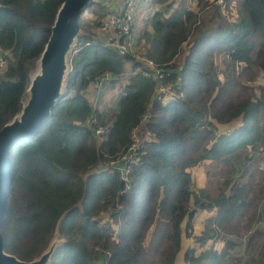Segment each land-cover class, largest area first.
<instances>
[{
	"label": "trees",
	"instance_id": "obj_1",
	"mask_svg": "<svg viewBox=\"0 0 264 264\" xmlns=\"http://www.w3.org/2000/svg\"><path fill=\"white\" fill-rule=\"evenodd\" d=\"M63 1L0 0V51L7 59L0 71V128L21 108L28 69ZM88 9L96 15L93 28L86 19L80 24L84 34L74 48L64 96L37 136L10 149L12 182L1 221L5 250L31 260L65 213L60 233L66 241L50 264H176L186 218L187 235L197 211L217 209L207 220L222 226L247 201L246 194L237 201L233 190L248 182L227 180L229 193L212 197L193 188L191 170L208 160L227 164L240 147L264 149V85L253 84L264 73V0H152L139 41L147 58L169 75L153 80L137 72L124 83L110 82L115 100L106 113V100L91 90L96 79L105 72L120 77L140 63L99 40L106 7L92 0ZM159 83L174 88L165 101L158 98ZM93 114L106 129L101 137L86 124ZM238 117L243 122L236 130L218 134L217 124ZM140 125L153 138L142 144L125 183L109 163L128 151ZM104 213L108 219L102 222ZM205 229L193 236L199 245L220 238L217 230ZM255 233L260 238L254 263L264 264V231ZM232 244L226 241L218 255L211 248L198 256L187 249L184 261L221 264Z\"/></svg>",
	"mask_w": 264,
	"mask_h": 264
},
{
	"label": "water",
	"instance_id": "obj_2",
	"mask_svg": "<svg viewBox=\"0 0 264 264\" xmlns=\"http://www.w3.org/2000/svg\"><path fill=\"white\" fill-rule=\"evenodd\" d=\"M91 1L64 0L59 5L43 49L28 69V85L21 96V108L0 128V264H50L56 250L66 241L60 233L63 213L45 248L31 260H21L5 250L1 221L12 182L10 149L37 136L64 96L74 48L84 33L79 20Z\"/></svg>",
	"mask_w": 264,
	"mask_h": 264
},
{
	"label": "rangeland",
	"instance_id": "obj_3",
	"mask_svg": "<svg viewBox=\"0 0 264 264\" xmlns=\"http://www.w3.org/2000/svg\"><path fill=\"white\" fill-rule=\"evenodd\" d=\"M149 1L150 0H140L136 8L137 11H135L134 14L135 22L144 19V12L147 5L150 4ZM176 1L178 2V0ZM95 2L97 3V0H95ZM174 2L175 0H173V3ZM159 7H162V5L159 4ZM93 9H95V6H93ZM93 9L87 8L82 13L79 21L80 24L84 21V19H86L91 25L96 16L92 12ZM233 17H235L234 14L232 15V19ZM80 27L82 32H84L81 25ZM216 62L218 71L220 72V70L224 68L222 55L217 56ZM1 75L2 72H0V77ZM253 84L264 85V73H261ZM257 96H259V91ZM161 100L165 101V98H161ZM111 107L112 105H109L104 108V113H106L105 111L107 108H109L110 112ZM242 122L241 118L238 117L229 123L217 124L218 134L232 132V130H236ZM141 137L142 136L140 135L139 138ZM249 142L253 143L251 140H249ZM249 149V145L237 149L236 153L238 154V157L231 156V161L227 164H217L212 160H208L200 163V165L191 170L193 188L195 190L203 188L206 193H209L212 197L219 194L220 190H224L229 193V187L225 184V182H228L229 180L231 183H239L240 186L248 182V186L245 189L238 187L237 190H233V193H239V195H237L239 196L237 201H243V197L241 195L244 194L247 196V201L244 204L238 203V207L234 208V214H230L229 219H227L222 226H218L214 221L210 223L207 220L208 218L216 215L217 209H212L211 211H197L192 217V226L189 229L190 233L187 235L185 231L187 223L186 218L181 224V242L176 256V264H187L184 261V255L187 249H192L194 254L198 256L211 248L216 252L215 254L218 255L223 248L226 249V241H231L233 243V247H230L229 250L227 249V252L229 253L226 255L223 254L219 263L255 264L254 262L258 261L259 248L254 244L260 238V236L255 233V230L264 228V220L258 219L260 218V215L264 217V149L260 148L255 152L249 151ZM244 171H246L245 174H243ZM107 219V214L104 213L102 222L107 221ZM205 226H207L210 230H217L220 238L215 243L208 240L206 244L199 245L193 236L200 234L203 230H206ZM113 228H116V226ZM251 233L253 234L251 246L247 248L244 244ZM237 240L240 242V245H238Z\"/></svg>",
	"mask_w": 264,
	"mask_h": 264
},
{
	"label": "built area",
	"instance_id": "obj_4",
	"mask_svg": "<svg viewBox=\"0 0 264 264\" xmlns=\"http://www.w3.org/2000/svg\"><path fill=\"white\" fill-rule=\"evenodd\" d=\"M222 1L218 0L219 3H222ZM139 2L140 0H122L115 8L109 9L101 20L97 35L102 43L113 48L119 55H129L135 58L140 64L136 68L128 66V71L126 70L120 77H116L108 72L103 73L94 82V87L98 90H104L115 79L119 83H124L127 81L128 75H133L137 72H141L142 75L153 80H160L169 75V71L164 70L151 59L147 58L142 50L141 41H139L140 35L138 31L136 32L134 26V14ZM75 52L76 50H74L73 54ZM6 65V56L0 51V71L4 70ZM173 91L174 88L172 85H162L159 83L156 86L159 99H166ZM113 103L111 102L109 105L111 106ZM147 117L148 115L146 113L142 114L141 123L145 122ZM86 124L94 128L95 134L99 137L106 133L105 127L98 124L96 114L88 117ZM140 135L142 136L141 138H139ZM132 136V143L128 151L109 163L111 167L119 169L121 179L125 183L129 181V168L138 160V152L142 144L153 138V134L147 129H144L143 125L135 127ZM129 187L127 185V188Z\"/></svg>",
	"mask_w": 264,
	"mask_h": 264
},
{
	"label": "crops",
	"instance_id": "obj_5",
	"mask_svg": "<svg viewBox=\"0 0 264 264\" xmlns=\"http://www.w3.org/2000/svg\"><path fill=\"white\" fill-rule=\"evenodd\" d=\"M97 2L99 4H102L103 6L106 7L107 11L111 8H115L119 3L122 2V0H97ZM152 0L149 1V3H151ZM156 7L158 8L159 7V4H155ZM137 11V10H135ZM141 11V10H140ZM139 11V12H140ZM146 13L144 12V17H145ZM144 24V19L140 20V21H136L134 23V26H135V29H136V32L138 31L139 35L141 34V31H142V26ZM141 47H142V39H141ZM111 85V84H110ZM110 85L107 86V88H105L104 90H98L96 89L94 86H92L91 90H94L93 93H99L100 96L102 95L104 97V99L106 100V105L107 107L109 106V104L112 102H114V95H115V90L112 88H110ZM101 91V92H100ZM101 109L103 110V107H101ZM105 110V109H104ZM261 231H264L262 229H259Z\"/></svg>",
	"mask_w": 264,
	"mask_h": 264
}]
</instances>
